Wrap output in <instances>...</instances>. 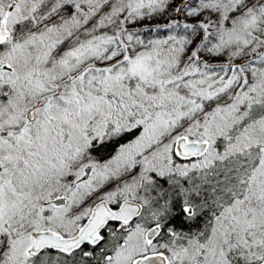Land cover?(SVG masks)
<instances>
[{
	"label": "snow or ice",
	"instance_id": "snow-or-ice-1",
	"mask_svg": "<svg viewBox=\"0 0 264 264\" xmlns=\"http://www.w3.org/2000/svg\"><path fill=\"white\" fill-rule=\"evenodd\" d=\"M0 264H264V0H0Z\"/></svg>",
	"mask_w": 264,
	"mask_h": 264
}]
</instances>
